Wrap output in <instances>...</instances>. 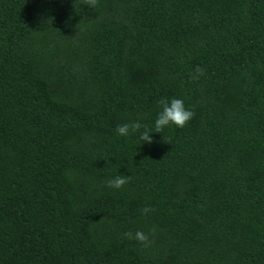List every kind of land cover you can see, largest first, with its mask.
Instances as JSON below:
<instances>
[{"label": "trees", "instance_id": "obj_1", "mask_svg": "<svg viewBox=\"0 0 264 264\" xmlns=\"http://www.w3.org/2000/svg\"><path fill=\"white\" fill-rule=\"evenodd\" d=\"M0 264H264V0H0Z\"/></svg>", "mask_w": 264, "mask_h": 264}, {"label": "clouds", "instance_id": "obj_2", "mask_svg": "<svg viewBox=\"0 0 264 264\" xmlns=\"http://www.w3.org/2000/svg\"><path fill=\"white\" fill-rule=\"evenodd\" d=\"M160 104L161 111L158 112L152 128L144 127L143 131L139 132L137 139L144 144L152 143L153 130L155 133H161L163 129L171 126L184 128L194 116V113L185 107L182 99L172 98L171 100H161ZM141 127V124L138 122L119 124L115 128V133L121 137H127L130 132H136L141 129ZM126 183L127 177L120 174L110 181L109 186L118 191L121 190ZM128 236L129 238H133L131 233H129ZM134 239L140 243H147V236L141 231L135 233Z\"/></svg>", "mask_w": 264, "mask_h": 264}]
</instances>
